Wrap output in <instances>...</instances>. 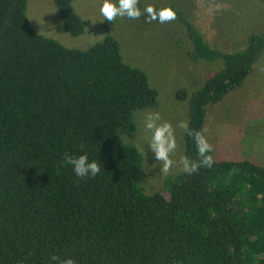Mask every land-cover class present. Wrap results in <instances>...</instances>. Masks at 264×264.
Instances as JSON below:
<instances>
[{"label": "trees", "instance_id": "trees-1", "mask_svg": "<svg viewBox=\"0 0 264 264\" xmlns=\"http://www.w3.org/2000/svg\"><path fill=\"white\" fill-rule=\"evenodd\" d=\"M54 2L65 31L84 33L74 0ZM161 8L186 26L192 64H223L177 93L190 98L185 155L199 163L195 134L204 137L208 108L253 72L264 29L224 51L174 1ZM27 11L28 0H0V264H49L53 254L77 264H264V165L211 150V167L172 173L149 192L147 155L129 140L136 113L159 105L146 70L123 59L113 35L70 48ZM65 152H86L100 173L76 177L61 166Z\"/></svg>", "mask_w": 264, "mask_h": 264}, {"label": "rangeland", "instance_id": "rangeland-1", "mask_svg": "<svg viewBox=\"0 0 264 264\" xmlns=\"http://www.w3.org/2000/svg\"><path fill=\"white\" fill-rule=\"evenodd\" d=\"M173 1L190 15L210 44L224 51L243 48L246 34L264 29V0H137L139 17H117L111 22L100 14L102 0H74L85 32L72 36L65 31L54 0H28V17L40 33L79 49H87L113 35L120 42L123 59L148 73L151 84L159 91V105L136 113L139 131L129 140L144 146L147 177L143 185L149 192L163 191L170 174L185 172L190 98L180 99L177 93L182 89L191 93L223 65L222 61L192 64L189 61L192 47L180 18L160 23L144 11L148 6L155 9ZM147 113H159L158 123H168L173 130L175 148L169 154L172 164L167 171L164 162L155 157L146 143ZM203 138L212 146L216 159L247 158L264 165V54L240 89L208 108Z\"/></svg>", "mask_w": 264, "mask_h": 264}, {"label": "clouds", "instance_id": "clouds-1", "mask_svg": "<svg viewBox=\"0 0 264 264\" xmlns=\"http://www.w3.org/2000/svg\"><path fill=\"white\" fill-rule=\"evenodd\" d=\"M99 11L103 19L109 22L117 17L135 19L141 15V10L137 7V0H102ZM144 11L151 16V19H158L160 23L175 19V12L171 8L155 10L152 6H148ZM159 120V113L146 114L144 120V130L148 134L146 143L154 152L155 157L164 162V171H167L172 164L169 154L175 148V140L171 126L168 123H158ZM195 138L201 159L199 163L184 159V170L189 174L196 172L201 165L211 167L213 163L212 156L208 155L212 146L205 141L200 133H196ZM141 147H144L143 144ZM64 165L70 166L75 176L80 178L95 177L101 171L97 160H90L86 152L78 156L65 152L61 161V166ZM49 264H77V262L72 257L61 259L58 255L53 254Z\"/></svg>", "mask_w": 264, "mask_h": 264}]
</instances>
